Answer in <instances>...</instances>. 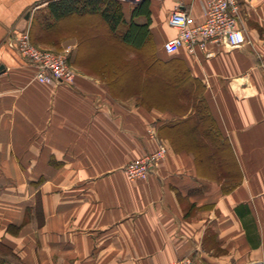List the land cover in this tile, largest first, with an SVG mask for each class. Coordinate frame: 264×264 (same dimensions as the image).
Wrapping results in <instances>:
<instances>
[{
  "label": "crops",
  "instance_id": "obj_1",
  "mask_svg": "<svg viewBox=\"0 0 264 264\" xmlns=\"http://www.w3.org/2000/svg\"><path fill=\"white\" fill-rule=\"evenodd\" d=\"M52 1L0 0V264H264V0H237L244 47L195 55L165 53L175 2L147 0L152 70L133 50L102 56L123 45L102 17L55 21ZM207 1L187 2L198 24ZM26 32L75 42L73 84L35 80L17 49ZM161 146L159 169L128 180Z\"/></svg>",
  "mask_w": 264,
  "mask_h": 264
},
{
  "label": "built area",
  "instance_id": "obj_2",
  "mask_svg": "<svg viewBox=\"0 0 264 264\" xmlns=\"http://www.w3.org/2000/svg\"><path fill=\"white\" fill-rule=\"evenodd\" d=\"M134 6L145 0H116ZM174 10L169 26L178 31V36L164 45L167 55H176L181 50L190 55L207 52L209 45H223L237 50L247 43L246 31L241 23V9L237 0H208L205 6V20L196 23L192 13L186 9L187 2L193 0H173ZM17 49L22 57L36 69L35 80L47 85H71L75 75L69 69L67 61H56L55 55L44 56L31 44L28 32L17 39ZM211 56V54H207ZM167 156V149L161 146L138 161L130 163L125 175L130 181H146L159 169ZM170 264H196L192 259H183Z\"/></svg>",
  "mask_w": 264,
  "mask_h": 264
},
{
  "label": "trees",
  "instance_id": "obj_3",
  "mask_svg": "<svg viewBox=\"0 0 264 264\" xmlns=\"http://www.w3.org/2000/svg\"><path fill=\"white\" fill-rule=\"evenodd\" d=\"M48 14L55 21H62L72 16L100 15L109 26L110 33L116 39L121 40L123 45L120 47L122 50L124 48L133 50L138 56L145 58L146 66L149 70L153 69L154 65L151 62V58L157 56V50L150 30L151 12L148 1L133 7L129 21L126 19V4L116 0L52 1L48 5ZM142 16L147 19V23H136L135 19ZM51 25L52 23H50L48 18L38 23L40 30H47ZM173 67L171 70V81L173 83L182 82L185 76L182 74L181 69ZM171 98H174V96L172 95ZM201 103L206 106L204 99Z\"/></svg>",
  "mask_w": 264,
  "mask_h": 264
},
{
  "label": "rangeland",
  "instance_id": "obj_4",
  "mask_svg": "<svg viewBox=\"0 0 264 264\" xmlns=\"http://www.w3.org/2000/svg\"><path fill=\"white\" fill-rule=\"evenodd\" d=\"M145 1H147V0H145ZM144 1V2H145ZM143 2V3H144ZM128 5V4H127ZM126 5V7H129V8H131L132 7V4H130L129 3V5L127 6ZM37 18H39V19H45L46 18V16H45V12H41V13H38L37 15H36V19ZM92 22L94 23V22H97V19H93L92 20ZM66 40V39H65ZM64 40V41H65ZM31 44L34 46V48H36L39 52H41L44 56H48V57H50L49 55H55V60L56 61H64V60H66L67 58H68V60H69V58H70V56H71V54H72V52L73 51H75L76 50V47H77V45L75 44V42L74 41H65L64 42V47L63 48H61V49H53V48H51L50 46L51 45H38V44H36V43H34V42H32V40H31ZM127 50H131V49H125L124 48V50H122V48L120 47V46H111V45H107L106 47H105V49H103L102 47H101V49H100V54L102 55V56H104L105 55V57H108V58H110V57H120V56H124L125 55V53H126V51ZM67 64H68V67H69V69L73 72V74L76 76V74H77V71L75 70V68L70 64V62L69 61H67ZM157 98H158V100H156V101H162L161 99H164V98H167V97H164V95H162V94H159L158 96H157ZM129 165V164H128ZM127 165V166H128ZM126 166V167H127ZM126 167H125V169H126Z\"/></svg>",
  "mask_w": 264,
  "mask_h": 264
}]
</instances>
